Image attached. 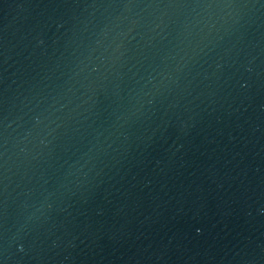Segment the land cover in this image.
<instances>
[{
    "label": "water",
    "instance_id": "water-1",
    "mask_svg": "<svg viewBox=\"0 0 264 264\" xmlns=\"http://www.w3.org/2000/svg\"><path fill=\"white\" fill-rule=\"evenodd\" d=\"M0 264H264V0H0Z\"/></svg>",
    "mask_w": 264,
    "mask_h": 264
}]
</instances>
